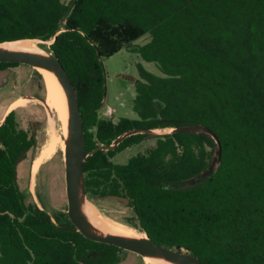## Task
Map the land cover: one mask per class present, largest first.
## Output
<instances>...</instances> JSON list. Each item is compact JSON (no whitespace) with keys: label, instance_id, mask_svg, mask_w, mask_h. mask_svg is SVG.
I'll use <instances>...</instances> for the list:
<instances>
[{"label":"trees","instance_id":"trees-1","mask_svg":"<svg viewBox=\"0 0 264 264\" xmlns=\"http://www.w3.org/2000/svg\"><path fill=\"white\" fill-rule=\"evenodd\" d=\"M54 37L38 45L74 86L85 153L129 130L188 124L207 126L221 144L216 168L204 133L162 134L116 163L146 134L125 136L83 162L88 200L127 198L130 217L119 222L201 264H264V0H0V42ZM132 46L159 75L138 65L136 117H102V59ZM10 118L0 130V264H118L123 249L60 228L72 226L65 211L26 201L13 163L28 143L22 133L18 144ZM201 173L192 188L167 187Z\"/></svg>","mask_w":264,"mask_h":264},{"label":"rangeland","instance_id":"rangeland-1","mask_svg":"<svg viewBox=\"0 0 264 264\" xmlns=\"http://www.w3.org/2000/svg\"><path fill=\"white\" fill-rule=\"evenodd\" d=\"M148 40L149 36L144 35L137 39L134 44L142 45ZM133 49H136V46L127 50L122 49L116 54L102 59L105 94L99 110L104 115L106 109H111L114 120L119 117H136L131 105L134 97V84L141 79L138 65L152 74L159 75L156 66L151 62L142 60L137 53L133 52ZM3 83L0 86V111L9 100L22 96L15 105L25 103L26 106V110L20 113V124L28 128L29 124L32 123L36 128L38 143L35 148V156L37 157L39 152L50 143L53 146L51 154L39 164L34 173H31L32 163H30L29 172L26 162L19 163L16 167V177L20 189L25 194L27 202L37 204L48 213L64 211L67 204L62 138L64 123L60 121L61 119L58 118L54 108H49L43 99H35L31 96V93H35L46 99L47 92L44 79L37 75L30 66L19 64L11 68L10 74ZM166 131L168 129L158 130L159 133ZM150 144H153L152 140L144 142L142 146L125 149L116 156L115 161L123 163L127 156L134 155ZM27 157L29 162L31 152L28 153ZM29 185L32 189L31 192L27 189ZM94 204L102 216L113 222L126 220L130 217V209L120 201L104 198L103 200H95ZM133 230L137 231L136 229ZM121 257L122 259L118 264H145L143 258L131 251L124 250Z\"/></svg>","mask_w":264,"mask_h":264},{"label":"water","instance_id":"water-1","mask_svg":"<svg viewBox=\"0 0 264 264\" xmlns=\"http://www.w3.org/2000/svg\"><path fill=\"white\" fill-rule=\"evenodd\" d=\"M20 40H36L38 41V43L49 45L55 40V37L49 41H42L32 38L1 41L0 45ZM36 47L40 50V52L9 50L0 46V62L25 64L30 66L35 71H37V69H44L49 71L56 78L64 95L66 105V124L64 126V133L62 138L64 143L63 162L65 193L67 200L66 209L64 211L66 212L70 222L72 223V226L69 228H60L78 231L89 240L112 244L123 250L134 252L141 258H156L169 264H201V262L196 257L188 253L187 251H183V249L178 247L176 249H170L160 246L143 232L136 231L139 236L130 237L111 233L96 226L89 219L85 211L86 204L92 205L96 210L97 208L88 200L86 195L83 176V162L97 149H112L119 143V141L123 137L130 134L145 133L147 137H155L161 134L172 132L194 134L204 133L209 136L215 143V152L213 155L214 161L212 164V168H216L220 161L221 144L213 130L203 124L178 125L173 128H156L146 130L133 129L126 131L125 133L118 136L110 145H100L93 151L86 154L84 145L85 135L82 127L83 119L80 117L74 86L59 59L51 51L40 47L38 44H36ZM9 73V68L0 69V86L4 84L3 82L8 77ZM160 129H168V131L159 133L158 130ZM21 157L22 155L18 157L15 165L20 161ZM207 171L209 173L208 175H210V168H208ZM208 175L201 173L199 177L194 176L191 181H186L178 186L168 185L167 187L169 189L179 190L189 189L204 181ZM109 198L116 199L125 204L128 202L126 198L120 196L110 195Z\"/></svg>","mask_w":264,"mask_h":264},{"label":"bare ground","instance_id":"bare-ground-1","mask_svg":"<svg viewBox=\"0 0 264 264\" xmlns=\"http://www.w3.org/2000/svg\"><path fill=\"white\" fill-rule=\"evenodd\" d=\"M38 41L36 40H20L9 43H4L0 45L1 47L9 50H21V51H39L36 47ZM37 71L41 74L44 79L45 87H46V105L49 108H54L57 113V116L64 126L66 124V105L64 95L62 93L61 87L57 82L56 78L47 70L37 69ZM19 101V99L17 100ZM15 101L12 105H15ZM53 150L52 143H50L46 148L39 152V155L35 158L33 163V172L36 171L39 164L48 158ZM85 211L89 219L99 228L109 231L111 233H116L120 235L130 236V237H138V233L134 231L132 228L127 225H123L118 222H113L106 217L102 216L92 205L86 204ZM145 261V264H169L160 259L151 258V257H142Z\"/></svg>","mask_w":264,"mask_h":264},{"label":"flooded vegetation","instance_id":"flooded-vegetation-1","mask_svg":"<svg viewBox=\"0 0 264 264\" xmlns=\"http://www.w3.org/2000/svg\"><path fill=\"white\" fill-rule=\"evenodd\" d=\"M19 65V64H18ZM2 68H9L10 69V72H11V68H13V67H0V69H2ZM10 74V73H9ZM21 95V94H20ZM31 96L33 97V98H35V99H43L44 101H46V99L45 98H41L40 96H38V95H36L35 93H31ZM22 96H20V97H17V98H12L11 100H9L8 101V103H6V105H4V107H3V109L0 111V130H1V127L4 125V123H5V121H6V119H7V117L10 115L11 116V118H10V120H9V124H12L13 125V129H14V131H15V134H16V136H17V138H19L18 139V144L19 145H21L22 143H23V141L21 140V138H20V136H21V134L23 133V134H25V141L28 143V145L24 148V149H22L21 151H20V153L18 154V156H17V158L15 159V161H14V163H13V168H14V170H15V177H16V174H17V170H16V167L19 165V163H21V162H26L27 164H28V172H29V167H30V163H32V167H31V173L33 172V163H34V160H35V158H36V154H35V148H36V146H37V143H38V141H37V133H36V128H35V126H34V124H32V123H30L29 124V127L28 128H25V127H23L21 124H20V121H19V117H20V113L21 112H23V111H25L26 110V106H25V103L24 104H22L21 103V105H15V106H13L12 104L15 102V101H17L18 99L20 100V98H21ZM11 106H13V107H11ZM109 109V108H108ZM108 109H106V113L104 114V115H102V113L100 112V110H99V113H100V115L103 117V116H106V117H111V118H113L112 117V110L110 109V112L108 113L107 112V110ZM118 119V118H117ZM114 120V119H113ZM116 120V119H115ZM152 129H156V128H152ZM130 135H132V134H130ZM130 135H128V136H130ZM162 135V134H161ZM160 136V135H159ZM159 136H155V137H147V135L145 136V138H144V140L142 141L143 143L144 142H147V141H150V140H152L153 141V144L155 143V139L157 138V137H159ZM120 142V141H119ZM26 143V144H27ZM150 145H152V144H150ZM149 145V146H150ZM1 137H0V148H1ZM98 146H100V145H98ZM97 146V147H98ZM134 146H142V144L141 145H125V146H122L121 148H120V150H119V152H117L113 157H112V160L114 161V162H116V163H121L122 164V162H118V161H115V158H116V156H118V155H120L121 154V152H123L125 149H128V148H131V147H134ZM96 147V148H97ZM146 147H148V146H146ZM95 148V149H96ZM113 149V148H112ZM94 150V149H93ZM92 150V151H93ZM97 150H110V149H97ZM96 150V151H97ZM141 151H143V150H141ZM141 151H139V152H141ZM29 152H31V158H30V161L28 162L27 161V156H28V153ZM95 152V151H94ZM89 153V152H88ZM138 153V152H137ZM137 153H135V154H137ZM87 154V153H86ZM134 154V155H135ZM20 155H22V157H21V159H20V161L15 165V162H16V160L18 159V157L20 156ZM134 155H131V156H134ZM130 155H129V157H131ZM128 156H127V158H125V162L128 160V158H129ZM125 162H123V163H125ZM34 173V172H33ZM16 180H17V177H16ZM18 183V182H17ZM31 185V184H30ZM29 185V187L27 188L28 189V191L29 192H31L32 191V189H31V186ZM18 186H19V184H18ZM19 188H20V186H19ZM21 190V189H20ZM22 191V190H21ZM109 196L110 195H108L107 197H99V198H97L96 200H103L104 198H108L109 199ZM113 196H119V195H113ZM120 197H123V196H120ZM125 198V197H124ZM127 199V198H126ZM114 200H116V199H114ZM128 200V199H127ZM116 201H118V200H116ZM120 203H122L123 205H125L127 208H129L128 207V204H129V200H128V202L125 204V203H123V202H121L120 201ZM35 204V203H34ZM35 205H37V204H35ZM38 206V205H37ZM39 207V206H38Z\"/></svg>","mask_w":264,"mask_h":264},{"label":"built area","instance_id":"built-area-1","mask_svg":"<svg viewBox=\"0 0 264 264\" xmlns=\"http://www.w3.org/2000/svg\"><path fill=\"white\" fill-rule=\"evenodd\" d=\"M107 112L109 113L110 112V109H108Z\"/></svg>","mask_w":264,"mask_h":264},{"label":"crops","instance_id":"crops-1","mask_svg":"<svg viewBox=\"0 0 264 264\" xmlns=\"http://www.w3.org/2000/svg\"><path fill=\"white\" fill-rule=\"evenodd\" d=\"M11 107H13V106H11Z\"/></svg>","mask_w":264,"mask_h":264}]
</instances>
